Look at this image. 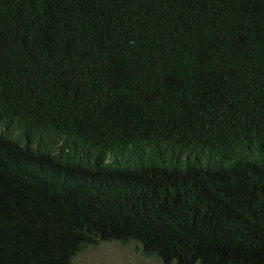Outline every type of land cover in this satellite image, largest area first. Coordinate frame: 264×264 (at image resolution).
<instances>
[{"label": "trees", "instance_id": "16d2710c", "mask_svg": "<svg viewBox=\"0 0 264 264\" xmlns=\"http://www.w3.org/2000/svg\"><path fill=\"white\" fill-rule=\"evenodd\" d=\"M116 241L264 264V0H0V264Z\"/></svg>", "mask_w": 264, "mask_h": 264}, {"label": "rangeland", "instance_id": "374dc122", "mask_svg": "<svg viewBox=\"0 0 264 264\" xmlns=\"http://www.w3.org/2000/svg\"><path fill=\"white\" fill-rule=\"evenodd\" d=\"M75 264H160L145 256L134 243L103 242L88 246L78 252Z\"/></svg>", "mask_w": 264, "mask_h": 264}, {"label": "clouds", "instance_id": "9594fccd", "mask_svg": "<svg viewBox=\"0 0 264 264\" xmlns=\"http://www.w3.org/2000/svg\"><path fill=\"white\" fill-rule=\"evenodd\" d=\"M38 149L40 155L46 157H49V155L54 156V159L65 162L66 164L72 165V167L75 168H79L81 165L92 166L98 161L101 162L106 161V159L103 160L102 157H99L100 154L98 153H95L94 155L88 154L87 156H84L83 154H78L76 150H73L72 145H69V143L64 144L62 142L56 146L53 145L52 147L46 144L43 148H38ZM196 156L197 154L194 155V158ZM83 159H87V160H83ZM193 161H195V159ZM186 165L187 167H189L190 163H186Z\"/></svg>", "mask_w": 264, "mask_h": 264}]
</instances>
